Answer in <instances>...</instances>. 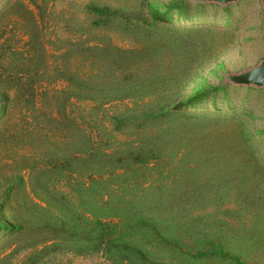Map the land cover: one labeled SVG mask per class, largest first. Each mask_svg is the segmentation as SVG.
Returning <instances> with one entry per match:
<instances>
[{"label":"rangeland","instance_id":"1","mask_svg":"<svg viewBox=\"0 0 264 264\" xmlns=\"http://www.w3.org/2000/svg\"><path fill=\"white\" fill-rule=\"evenodd\" d=\"M212 5L0 0V102L6 104L0 113V264H112L103 255L58 248L33 256L53 218L41 200L65 209L63 195L77 204L84 186H91L92 165L74 159L81 156L77 128L112 151L156 133L128 124L116 132L113 117L140 125L147 123L144 114L180 106L205 124L201 141L194 134L188 139L203 161L190 155L185 196L161 200L201 205L194 215L204 218L210 233L218 225L215 236L227 250L245 264H264V89L230 79L264 61L263 7L261 0ZM104 6L109 24L92 11ZM238 124L249 136L239 139ZM223 157L243 160L233 172L220 165ZM152 175L171 187L169 172L160 179L153 172L133 177L148 183ZM224 176L232 178L229 187ZM20 226L22 233L9 235Z\"/></svg>","mask_w":264,"mask_h":264},{"label":"trees","instance_id":"2","mask_svg":"<svg viewBox=\"0 0 264 264\" xmlns=\"http://www.w3.org/2000/svg\"><path fill=\"white\" fill-rule=\"evenodd\" d=\"M92 11L104 24L112 21L108 7H92ZM96 22L104 27L100 21ZM3 102H0V113L6 112ZM183 108H162L144 114L147 123L140 125L130 122L125 116L113 117L112 125H115L116 132L128 124L132 131L138 132L149 125L156 133L153 137L124 144L125 148L121 146L112 151L87 131L77 128L74 136L80 137L77 153L81 156L74 159L78 163L92 165L91 186H84L83 193L78 194L77 204L63 195L65 209L55 207L52 199L47 203L41 200L47 204L46 209L50 207L53 218L39 233L32 255L51 254L58 248L59 251L66 249L79 255H103L112 264H245L237 253L226 249V241L215 236L216 223L210 233L204 218L194 215L195 208L201 205L161 200L165 195H184L181 191L186 190L192 153L196 152L198 160L203 161L204 154L197 153L199 147L191 149L188 139L190 134H194V139L201 141L205 136V124L200 118L185 116ZM236 129L240 132L239 139L250 134L241 125ZM216 133L223 134L224 130ZM195 140L192 141L197 142ZM242 146L249 151L247 146ZM234 158L235 162L223 157L220 165L235 172L243 159ZM211 163L217 164L215 157ZM160 166H165L166 172L161 171ZM148 172H153L159 179L169 172L171 187H161L154 175L148 183H141L139 179ZM134 174L141 178L135 179ZM235 178L240 181L238 175ZM220 180L229 187L228 182L232 178L220 177ZM14 229H8L13 237L25 228Z\"/></svg>","mask_w":264,"mask_h":264},{"label":"water","instance_id":"3","mask_svg":"<svg viewBox=\"0 0 264 264\" xmlns=\"http://www.w3.org/2000/svg\"><path fill=\"white\" fill-rule=\"evenodd\" d=\"M202 1L208 4L229 5V4H235L241 0H202ZM261 3L263 7V19H264V0H261ZM230 79L235 86L256 87L258 89H264V61H262L256 67H253L244 73L231 76Z\"/></svg>","mask_w":264,"mask_h":264}]
</instances>
